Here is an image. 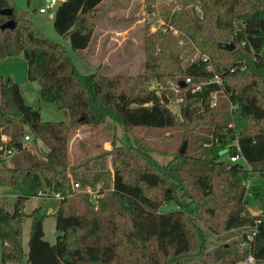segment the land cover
I'll use <instances>...</instances> for the list:
<instances>
[{"label": "trees", "instance_id": "1", "mask_svg": "<svg viewBox=\"0 0 264 264\" xmlns=\"http://www.w3.org/2000/svg\"><path fill=\"white\" fill-rule=\"evenodd\" d=\"M103 1L65 0L55 9L54 30L80 57ZM154 2L147 0V11L163 24L144 40L143 73L125 76L81 75L62 45L19 15L11 0H0V10L12 11L0 14V26L14 22L13 29H0V61L22 56L40 101L65 112L63 121H42L18 84L0 76V146L15 150L9 165L0 158V185L18 194L12 211L0 206L1 264H243L248 256L252 264L264 263V194L254 193L258 215L245 207L247 183L255 174L264 178V0H172L157 8ZM222 43L235 47L229 52L218 47ZM168 80L179 94L149 88ZM213 96H224L227 108L212 106ZM172 97L180 100L178 115L170 109ZM234 112L245 123L237 133ZM83 127L88 136L77 141L72 157L69 141ZM117 128L125 137L120 145L111 136ZM134 131L179 132L174 159L161 164L138 141L128 145ZM102 136L111 139V156L95 153ZM184 139L205 148L181 153ZM226 154L241 160L224 161ZM98 185L99 195L109 192L94 206L86 189ZM180 197L189 212H159ZM30 198L38 201L27 215ZM47 201H56L53 245L43 238ZM201 226L217 235L246 229L243 235L254 230L255 236L236 259L223 260L206 251Z\"/></svg>", "mask_w": 264, "mask_h": 264}, {"label": "rangeland", "instance_id": "2", "mask_svg": "<svg viewBox=\"0 0 264 264\" xmlns=\"http://www.w3.org/2000/svg\"><path fill=\"white\" fill-rule=\"evenodd\" d=\"M170 1L172 0H155L154 7L157 8ZM11 2L14 5L15 11L19 15L30 19L45 37L62 45L66 49L81 75L100 73L102 75L117 74L136 76L142 74L145 62L144 40L159 30L163 24L160 19L151 20L156 14L147 11V0H104L100 11L94 18V33L92 41L88 49L83 52L82 57H80L73 52L70 42L57 34L54 30L52 25L53 19L49 18L47 13L40 14L38 12L39 8L44 7L47 4V0H11ZM195 10L198 11L197 8H195ZM173 34L177 35L178 32L173 30ZM203 59H207V57L203 56ZM26 68V62L22 56L2 60L0 61V76L5 79L11 78L18 84L25 104L34 109H39L42 121H63L65 119L64 111L60 110L55 104L40 101L38 83L27 79ZM156 87L159 89H168L173 95L179 94V91L177 90L178 86L176 82L172 80L166 81L165 84L154 82L149 83L150 89ZM170 101V109L178 115L179 98L172 97L170 98ZM226 102L227 99L224 96L220 98L213 96L211 105L216 106V108L226 109ZM228 110H234L233 106H228ZM232 116V126L237 133L245 123L239 117L237 112H234ZM88 132L89 130L83 127L77 132L76 136L69 141V153L72 157L75 152L78 153L77 141L87 138ZM123 133V130L120 128L111 132V136L117 140L119 145L123 144L125 141ZM127 136L128 139L126 143L128 145H137L135 141H138L139 144L146 146L151 156L161 164H165L174 159L173 150L179 144L180 140V135L177 131L160 133L134 131L129 132ZM110 140L111 139L106 136L100 137L98 140V148L95 150V153H107L111 156L113 147ZM29 142L30 140L26 143L28 144ZM184 142H186L185 152L188 151L191 154H198L199 151L205 148V145L194 147V145L200 143L198 139L194 145L193 143L188 142L187 139H184L181 146ZM39 146L43 147L41 143H39ZM222 158L224 161L229 160L227 154ZM5 163L6 165L10 164L9 158L5 160ZM74 166L76 165L70 164L69 168L72 169ZM109 177L110 182L108 190L112 188V170H110ZM75 190L76 192L79 191L77 188H75ZM98 190H100V185H98L96 190L90 194L94 197V199H91L94 206H97L96 198L102 199L109 192L108 190H105L99 195ZM256 191L260 194H264V178L258 174H255L251 181L246 185L245 207L251 215L259 214V209L254 200V193ZM179 194L180 193L178 192V195ZM17 195L18 194L14 189L0 185V206H3L8 211H12ZM37 201L38 199L36 198H30L25 202L24 212L27 215L37 206ZM47 204L51 207L48 209L50 214L43 222V238L44 241L53 245L55 243V219L51 213L54 211L56 201H47ZM175 210L189 212L191 206L188 204L187 199L180 197L178 202H170L162 206L159 212L167 213ZM30 223V218L26 217L22 225V245L25 252L27 251ZM201 229L203 232L205 249L213 256L223 260H234L241 254L243 249L239 246V243L241 242L243 232H246V229L232 230L219 235L211 233L203 226H201Z\"/></svg>", "mask_w": 264, "mask_h": 264}, {"label": "built area", "instance_id": "3", "mask_svg": "<svg viewBox=\"0 0 264 264\" xmlns=\"http://www.w3.org/2000/svg\"><path fill=\"white\" fill-rule=\"evenodd\" d=\"M64 1L65 0H47V4L44 7L39 8L38 12L40 14H46L47 13L49 18H53L56 7ZM214 81L218 84H221L222 79L220 77L215 76ZM186 82H189V80L187 79ZM29 140H30V138L28 136H24V142H27ZM1 141L4 143L7 141V138L2 136ZM2 150H4V152ZM14 153H15L14 149H6V147L0 146V158L1 159H7V158L11 157ZM239 160H241V157L239 154H236L234 156L229 157V162H231V163L239 161ZM72 186L74 189L78 188L77 184H73ZM86 192L91 194V191L89 189H86ZM58 198L59 197L57 196V199ZM92 198L94 199V197H92ZM254 236H255L254 230L246 233L245 235H243V239L239 243V246L242 249H246V248L250 247V244L253 241ZM252 263H253L252 256H248L247 259L243 262V264H252Z\"/></svg>", "mask_w": 264, "mask_h": 264}, {"label": "water", "instance_id": "4", "mask_svg": "<svg viewBox=\"0 0 264 264\" xmlns=\"http://www.w3.org/2000/svg\"><path fill=\"white\" fill-rule=\"evenodd\" d=\"M0 14L5 15V16H10L12 14V11L10 9H3V10H0ZM13 28H14L13 20H9L0 26L1 30L13 29ZM218 47L230 52L234 49L235 46L233 43H228V44L222 43V44H219ZM180 86H185V83H180ZM185 146H186V142L183 143V145L181 146L179 150L181 153L185 152Z\"/></svg>", "mask_w": 264, "mask_h": 264}, {"label": "crops", "instance_id": "5", "mask_svg": "<svg viewBox=\"0 0 264 264\" xmlns=\"http://www.w3.org/2000/svg\"><path fill=\"white\" fill-rule=\"evenodd\" d=\"M49 212V211H48ZM244 233V232H243Z\"/></svg>", "mask_w": 264, "mask_h": 264}]
</instances>
